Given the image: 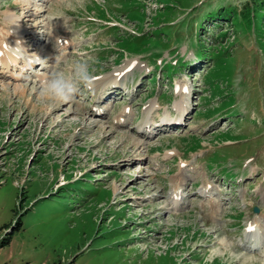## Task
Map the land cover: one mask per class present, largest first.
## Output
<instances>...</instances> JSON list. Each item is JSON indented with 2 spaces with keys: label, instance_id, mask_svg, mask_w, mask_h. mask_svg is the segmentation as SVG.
<instances>
[{
  "label": "rangeland",
  "instance_id": "obj_1",
  "mask_svg": "<svg viewBox=\"0 0 264 264\" xmlns=\"http://www.w3.org/2000/svg\"><path fill=\"white\" fill-rule=\"evenodd\" d=\"M262 1L49 0L41 7L34 28L27 31L41 37L55 22L80 46L64 59L52 54L50 61L54 59L55 64H47L46 74L59 70L67 76L72 64L80 61L86 62L95 75L111 62L117 64L124 55L137 56L151 69H161L162 77L175 75L159 77L152 86L147 83L150 75L137 82L134 79L138 87L133 95L125 97L133 107L148 98L146 93L154 87L173 101L169 84L187 75L192 92L184 127L145 139L138 148L134 141L140 140L131 130L138 120L128 129L110 124L124 100L104 119L95 120L85 109L83 102L91 96L83 86L72 102L54 109L39 98V82L0 76V264L262 262L258 253H245L242 246L246 240L244 226L253 218L252 207L258 208L264 224ZM6 7L27 16L18 0H0V10ZM219 8L223 9L221 15L231 14L232 25L218 22L215 28L206 22L203 30L192 26ZM28 9L29 13L39 10L32 6ZM93 14L119 23L120 34L110 30L108 37L98 25L85 30V17ZM24 20L21 24L26 30L33 23ZM219 30H225V37ZM193 31L206 45L192 35ZM215 33L219 40L214 39ZM111 39L113 58L101 55L98 61L96 57L104 52L99 48ZM33 46L29 54L37 52L38 45ZM42 49L38 56L48 54L46 47L39 51ZM187 51L197 57L209 56L211 66L210 60H204L193 70L177 72L184 66ZM15 84L24 92L13 93ZM180 102L172 106L176 109L175 104ZM231 102L234 109L227 107ZM166 108L170 110L169 105ZM221 113L229 118H215ZM172 149L181 154L198 149L203 152L194 159V154L186 153L163 160V153ZM254 156L240 166L244 159ZM178 159L197 169L182 182L181 205L171 210L167 189ZM225 168L233 174L232 179L222 177L227 175ZM203 180L212 183L220 205V213L214 218L209 216L212 207L208 208L197 193ZM170 190L171 186L168 196ZM258 218L255 216L248 225L253 227ZM246 258L254 261L244 262Z\"/></svg>",
  "mask_w": 264,
  "mask_h": 264
},
{
  "label": "bare ground",
  "instance_id": "obj_2",
  "mask_svg": "<svg viewBox=\"0 0 264 264\" xmlns=\"http://www.w3.org/2000/svg\"><path fill=\"white\" fill-rule=\"evenodd\" d=\"M12 10L11 9H7L6 12L4 11L3 12V15L7 18L6 20L5 19H2L0 20V68L3 69V70H6V72H9V70H11L10 68H13L14 67V64L16 63V56H19V55H22L23 53V47H25V44L23 42V38H24V32L22 31V29L18 26L19 24V18L18 17H15L13 14H12ZM5 13V14H4ZM34 15H30V17H32ZM34 18V17H33ZM4 22H6V25L4 24ZM1 24L4 26L2 29H1ZM3 30V31H2ZM3 35H5L8 40V42L5 41ZM45 36L47 34H44ZM3 37V38H2ZM48 39H49V42L51 41L52 37L51 36H48ZM56 39H59L58 36H54V40H52L51 42L56 45V42L57 40ZM63 44V43H62ZM48 50V49H47ZM46 50V51H47ZM26 51V50H25ZM44 49L40 50L39 52H43ZM41 54V53H39ZM44 58H46V56H48V54L44 53L42 54ZM37 56L35 60H40L41 59V56H38V55H35ZM43 58V59H44ZM131 61H126V65L123 67L122 70H124L130 63ZM122 70H119L117 71V75L122 72ZM116 74L114 75H111V76H106L105 78L101 79V81L103 80L102 83H97L98 82V79L97 81H95L96 84H94L91 88L93 90V92L97 89H99L102 85H106L108 83V81H112L111 84H114L115 83V79H116ZM128 73H125L123 74L118 81L120 80H124L126 75ZM37 74L34 75V77H36ZM38 78L42 79V77H39ZM39 80V79H38ZM121 81V82H122ZM16 85V84H15ZM181 88V87H180ZM4 89V87H2V90ZM6 89V88H5ZM25 89H23L20 85H16L13 87V93H19V92H24ZM60 106V104H57L54 106V109L58 108ZM151 106V103H148L147 107V111H145V114L149 112V110L151 109L150 108ZM176 106V109L178 111V113H182L183 112V105H181V103H176L175 104ZM117 117L114 119V122L117 123V124H123V123H126L128 121V118H129V112L128 113H124L123 110L118 113L116 115ZM185 120V119H184ZM166 119H163L162 122H165ZM148 122L145 120V121H142V124H147ZM140 128V127H138ZM137 128V130H139ZM143 143H141V141H134V145L135 146H141ZM139 148V147H138ZM181 172V171H180ZM183 172V170H182ZM181 172V173H182ZM180 173V175H181ZM179 175V174H178ZM183 177H184V174H182V176H180V179L183 180ZM206 185H208V183L204 184L200 190L201 194L200 196L203 197L205 199V201L210 205L211 208V212H210V215H217L218 212H216L215 210H218L219 209V205L218 203L215 201V199L213 198V191L212 188H208ZM179 186L176 185V184H172V181H171V190H170V193H169V196H168V200L170 202V205H171V209H174V208H177L178 205H179V202L182 198V195H181V191L179 190ZM217 204V205H216ZM258 219L254 220V225L252 227V237H253V242L254 243H259V241H256L257 237L255 236L256 234H260V225L257 223ZM232 245V244H231ZM232 248L230 246V244H227L226 246V249L230 250ZM232 253V252H230ZM235 253V252H233ZM242 255V254H240ZM237 257L239 259H241L242 257H245L244 255H242V257L238 256ZM248 257V256H246ZM262 258H264V254L262 256ZM254 259V258H253ZM245 260L247 261H254L252 259H249V258H246V259H243L244 262H246ZM260 264H264V260H262V262L258 261Z\"/></svg>",
  "mask_w": 264,
  "mask_h": 264
},
{
  "label": "clouds",
  "instance_id": "obj_3",
  "mask_svg": "<svg viewBox=\"0 0 264 264\" xmlns=\"http://www.w3.org/2000/svg\"><path fill=\"white\" fill-rule=\"evenodd\" d=\"M96 79L86 62L77 61L72 64L71 72L67 76L59 70L48 73L40 81L38 96L52 106L69 103L75 99L81 86L91 88Z\"/></svg>",
  "mask_w": 264,
  "mask_h": 264
},
{
  "label": "trees",
  "instance_id": "obj_4",
  "mask_svg": "<svg viewBox=\"0 0 264 264\" xmlns=\"http://www.w3.org/2000/svg\"><path fill=\"white\" fill-rule=\"evenodd\" d=\"M4 242H5V240L3 239V240H2V242H1V245H3V244H4Z\"/></svg>",
  "mask_w": 264,
  "mask_h": 264
},
{
  "label": "snow or ice",
  "instance_id": "obj_5",
  "mask_svg": "<svg viewBox=\"0 0 264 264\" xmlns=\"http://www.w3.org/2000/svg\"><path fill=\"white\" fill-rule=\"evenodd\" d=\"M253 229L251 227H249L248 231H252Z\"/></svg>",
  "mask_w": 264,
  "mask_h": 264
}]
</instances>
